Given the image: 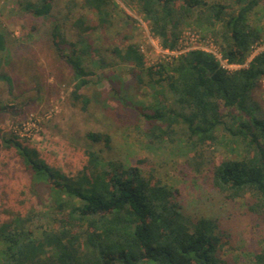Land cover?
Instances as JSON below:
<instances>
[{"label":"trees","instance_id":"trees-1","mask_svg":"<svg viewBox=\"0 0 264 264\" xmlns=\"http://www.w3.org/2000/svg\"><path fill=\"white\" fill-rule=\"evenodd\" d=\"M82 14L65 23L53 14V0H25L28 13L56 21L51 42L70 68L74 88L70 98L90 105L83 91L92 83L91 66L103 67L101 47L92 34L114 24L113 0H81ZM150 21L151 30L165 48L176 49L180 28L194 20L215 28L211 33L223 60L241 68L230 71L216 57L191 50L170 60L147 66L139 45L107 51L130 65L139 85H151L154 98L139 108L146 137L155 144L187 139L193 146H213L219 132L239 141L242 159L227 158L210 169L212 187L227 199L250 196V208L264 221V104L259 92L264 80V51L249 63L251 47L262 44V29L248 22L249 14L264 0H126ZM74 4V1H70ZM0 36V52L5 48ZM95 57L98 59L95 60ZM13 80L2 69L0 83ZM94 144L110 147L111 137L88 132ZM4 146L16 151L32 173L34 186L48 189L50 218L46 226H34L31 218L15 216L0 226V264H228L220 251L229 235L218 231L209 218L193 219L183 211L178 191L147 173L139 164L106 159L89 150L77 175H67L49 165L16 132L0 136ZM198 157L190 166L200 172ZM250 264H264V248Z\"/></svg>","mask_w":264,"mask_h":264},{"label":"rangeland","instance_id":"rangeland-1","mask_svg":"<svg viewBox=\"0 0 264 264\" xmlns=\"http://www.w3.org/2000/svg\"><path fill=\"white\" fill-rule=\"evenodd\" d=\"M113 1L116 4L113 26L92 34L102 49L104 64L91 66L92 83L83 91L90 98V105L84 110L82 102L74 105L70 98L74 88L71 70L51 42L56 20L28 13L22 8L25 0H0V36L5 40L0 59L3 72L13 80L12 87L0 83V136L16 132L49 165L67 175L78 174L88 160L89 150L101 152L106 159L133 165L142 161L139 165L147 173L178 191L186 215L212 219L218 231L229 235L228 245L220 251L222 260L228 264H250L264 248V221L250 209L256 200L250 196L227 199L209 180L213 165L227 158L244 157L243 145L224 132L218 133L219 139L211 147L195 148L187 139L165 141L161 145L150 141L139 108L153 101L154 89L151 85L137 84L130 65L107 51L130 43L139 45L150 66L176 57L165 54L167 51L183 54L186 50L180 48V39L186 40L193 33L202 46L216 45L211 35L215 28L202 27L190 20L180 28L177 48L168 49L153 34L150 21L136 6L126 0ZM53 7L54 16L65 23L69 36L72 32L67 15L73 19L84 14L90 17V23L95 20L93 13L82 8L81 0H53ZM248 22L264 34V2L249 14ZM259 99L264 104V80ZM88 132L108 134L110 147L89 141ZM197 156L203 163L200 172L189 163ZM48 207L47 187L32 184L30 169L0 139V226L17 215L31 218L34 226H46L50 218L43 213ZM2 247L0 242V251Z\"/></svg>","mask_w":264,"mask_h":264},{"label":"built area","instance_id":"built-area-1","mask_svg":"<svg viewBox=\"0 0 264 264\" xmlns=\"http://www.w3.org/2000/svg\"><path fill=\"white\" fill-rule=\"evenodd\" d=\"M188 37L189 38H187L186 40H184L185 37L184 38L182 37L180 39V48H183L186 50V51H183L184 53L191 51V50H202V51H205V52H208V53L214 55L216 57V59H218L220 61L222 66L224 68L230 70V71L237 70V69L241 68L240 65L228 64L225 60H223L222 54L216 45H212L210 48H206V47L201 45V41H200L199 37L197 35H195L194 33L189 35ZM262 51H264V45L259 44V43L253 45L251 47V52H250V56L248 57L247 63H249L257 54H259ZM181 53L182 52L170 54L167 51L165 54H167V55L174 54V56L177 57Z\"/></svg>","mask_w":264,"mask_h":264}]
</instances>
